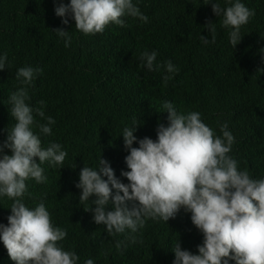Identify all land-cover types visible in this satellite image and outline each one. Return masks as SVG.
Wrapping results in <instances>:
<instances>
[{"label":"trees","instance_id":"obj_1","mask_svg":"<svg viewBox=\"0 0 264 264\" xmlns=\"http://www.w3.org/2000/svg\"><path fill=\"white\" fill-rule=\"evenodd\" d=\"M132 2L147 22L125 16L124 27L110 24L102 33L85 35L75 29L71 14L69 23H62L54 0H0V56L7 55L6 68L0 70V143L7 140L14 124L9 96L23 86L16 79L17 70L42 69L27 86L28 103L34 109L42 107L45 117L51 116L55 123L49 125L50 135L41 133L36 124L32 128L42 147L59 143L67 157L55 167L42 164L46 182L26 181L27 192L21 199L29 208L44 202L53 224L67 231L59 246L75 252L77 264L87 259L94 264H173L172 249L178 242L182 250L198 254L203 234L183 208L168 222L147 220L132 243L128 231L109 235L105 225L94 222L93 211L84 210L95 207L91 204L95 196L79 203L80 170L98 169L101 157L118 180L128 183L121 175L128 171L125 157L129 154L123 129L135 119L140 123L134 132L137 140H156L158 123L168 125L164 101L178 113L199 112L218 136L222 137L220 126L227 122L235 138L229 155L240 170L264 179V0H240L255 14L241 27L242 39L235 48L230 43L232 29L222 26L223 17L205 0ZM213 2L226 8L236 0ZM209 22L216 28L214 43L213 34L204 27ZM56 29L69 31L68 47ZM201 36L209 43L204 44ZM144 51H155L154 63L171 61L178 71H149L141 58ZM165 76L169 77L166 84ZM34 117L39 124L48 123L35 112ZM4 152L11 154L9 149ZM13 202L0 196V223L7 225ZM111 210L109 203L106 211ZM118 240L123 241L119 251ZM0 264H14L2 241Z\"/></svg>","mask_w":264,"mask_h":264},{"label":"clouds","instance_id":"obj_2","mask_svg":"<svg viewBox=\"0 0 264 264\" xmlns=\"http://www.w3.org/2000/svg\"><path fill=\"white\" fill-rule=\"evenodd\" d=\"M54 3L58 4L55 14L63 18L62 23L67 25V16L71 14L75 29L85 35L102 33L110 24L124 27L125 16L148 21L132 0H70L69 4L54 0ZM209 3L212 11L223 17L222 26L232 29L230 43L235 48L242 39L240 29L254 16V10L240 0L226 8L205 0V4ZM204 27L213 34L214 43V23ZM54 31L65 38L68 47L69 31ZM201 40L209 43L204 36ZM141 58L149 71L161 68L168 73L178 71L171 61L154 63L155 51H144ZM6 63L4 54L0 56V70L6 68ZM40 72V68H19L16 79L23 86L9 96L14 124L8 129L7 140L0 143V196L14 202L7 225L0 223V241L14 264H77L78 255L59 246L67 231L53 224L44 202L29 208L21 199L27 192L26 181L46 182L42 164L48 162L55 167L67 157L59 143L42 147L40 136L32 128L36 124L41 133L50 135L49 125L55 123L51 116L45 117L42 107L34 109L28 103L27 86ZM168 79L164 77L165 84ZM162 106L168 113V125L158 123L156 140L149 137L137 140L134 132L140 123L135 119L131 127L123 129L124 147L129 154L125 157L128 171H122L121 175L128 183L118 180L110 163L101 157L98 169L84 166L80 170L76 184L82 190L79 203L89 202L95 196L91 202L95 207L90 205L84 210L93 211L94 222L105 225L109 235L128 231L127 239L132 243L137 242L134 234L145 227L147 220L168 222L182 208L190 212L193 225L203 234V242L197 246L198 254L182 250L180 242L176 243L172 249L173 264H229V261L264 264V179H254L247 170H240L238 162L229 155L235 138L227 122L220 126L221 137L202 121L199 112L178 113L169 101ZM34 112L48 123L36 122ZM5 149L11 154H5ZM109 203L113 210L106 211ZM122 244L123 241L116 242L118 251ZM84 264L94 261L87 259Z\"/></svg>","mask_w":264,"mask_h":264}]
</instances>
